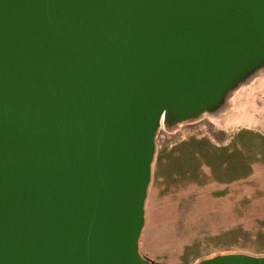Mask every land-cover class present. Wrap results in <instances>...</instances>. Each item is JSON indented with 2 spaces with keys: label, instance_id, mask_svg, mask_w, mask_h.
Returning <instances> with one entry per match:
<instances>
[{
  "label": "water",
  "instance_id": "water-1",
  "mask_svg": "<svg viewBox=\"0 0 264 264\" xmlns=\"http://www.w3.org/2000/svg\"><path fill=\"white\" fill-rule=\"evenodd\" d=\"M261 71L264 0H0V264H153L157 131Z\"/></svg>",
  "mask_w": 264,
  "mask_h": 264
},
{
  "label": "rangeland",
  "instance_id": "rangeland-1",
  "mask_svg": "<svg viewBox=\"0 0 264 264\" xmlns=\"http://www.w3.org/2000/svg\"><path fill=\"white\" fill-rule=\"evenodd\" d=\"M262 85L264 78L227 101L215 119L157 131L142 258L195 264L220 254L264 256V176L250 172V164L264 165Z\"/></svg>",
  "mask_w": 264,
  "mask_h": 264
},
{
  "label": "bare ground",
  "instance_id": "bare-ground-1",
  "mask_svg": "<svg viewBox=\"0 0 264 264\" xmlns=\"http://www.w3.org/2000/svg\"><path fill=\"white\" fill-rule=\"evenodd\" d=\"M264 78V71H261L259 73H257L255 76H253L251 79H249L248 81H246L245 83L241 84L240 86H238L235 90H233L226 102H231V101H234L236 100L241 94L243 95L245 92H249L251 90H253L254 88L256 89V86L258 85L259 86V83H261V81L263 80ZM264 86V85H262ZM261 87V85H260ZM241 95V96H242ZM205 117L207 116V118H209L208 116L209 115H204ZM212 117H210L211 119H215L216 116L215 115H210ZM210 119V120H211Z\"/></svg>",
  "mask_w": 264,
  "mask_h": 264
},
{
  "label": "crops",
  "instance_id": "crops-1",
  "mask_svg": "<svg viewBox=\"0 0 264 264\" xmlns=\"http://www.w3.org/2000/svg\"><path fill=\"white\" fill-rule=\"evenodd\" d=\"M257 172V176L258 178H261L262 176H264V165H259L258 162L254 163V164H250V172H253L254 174H256Z\"/></svg>",
  "mask_w": 264,
  "mask_h": 264
}]
</instances>
